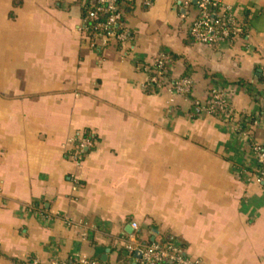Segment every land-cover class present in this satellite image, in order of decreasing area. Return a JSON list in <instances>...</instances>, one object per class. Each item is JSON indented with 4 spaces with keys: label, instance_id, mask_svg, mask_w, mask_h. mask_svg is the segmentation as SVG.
I'll return each mask as SVG.
<instances>
[{
    "label": "crops",
    "instance_id": "obj_1",
    "mask_svg": "<svg viewBox=\"0 0 264 264\" xmlns=\"http://www.w3.org/2000/svg\"><path fill=\"white\" fill-rule=\"evenodd\" d=\"M214 1L243 32L206 46L196 0H121L126 38L105 43L85 14L97 0H0V264H136L133 236L264 264V0ZM165 54L190 96L149 86Z\"/></svg>",
    "mask_w": 264,
    "mask_h": 264
},
{
    "label": "built area",
    "instance_id": "obj_2",
    "mask_svg": "<svg viewBox=\"0 0 264 264\" xmlns=\"http://www.w3.org/2000/svg\"><path fill=\"white\" fill-rule=\"evenodd\" d=\"M97 12H103L107 15L106 22L98 24L94 28L96 38H102L105 41L109 39H118L123 41L126 38V31L122 24L123 13L118 0H97ZM199 9V17L195 20L191 28V37L202 45L213 46L220 45L223 42H232L236 40L243 32L242 24L236 19L228 7H224L214 0H196ZM93 18H96L94 15ZM169 60L168 55L159 56L155 62V68L151 70L150 81L157 87L167 83L165 75L167 73L166 64ZM176 95L187 96L192 91V80L189 77H182L171 84ZM210 102L213 104L209 108L212 111L219 110V113L228 115L225 94L218 90L211 93ZM215 106V109H214ZM264 125V120L261 121ZM90 144V140L82 138L75 153L77 158H81L84 149ZM256 154V176L260 181H264V145H253ZM132 227L138 230V224L132 223ZM131 256L136 252H141L140 258L135 256L136 264H203L200 259L189 258L182 254L180 249L171 243L158 241L142 242L141 238L133 236L126 245ZM102 264L95 259H72L69 261H55L53 264ZM32 264H39L36 259Z\"/></svg>",
    "mask_w": 264,
    "mask_h": 264
},
{
    "label": "trees",
    "instance_id": "obj_3",
    "mask_svg": "<svg viewBox=\"0 0 264 264\" xmlns=\"http://www.w3.org/2000/svg\"><path fill=\"white\" fill-rule=\"evenodd\" d=\"M118 2H119V4H120V8H121V10H122V6H121V0H118ZM97 8H98V4H95V5H91V4H89L87 7H86V11H85V14L88 16V22H87V24H88V27L90 28V29H94L98 24H100V23H103V22H106V20H107V15L106 14H104L103 12H97L96 10H97ZM96 16V18H93V16ZM172 60H173V57H172V55H169V60L167 61V64L165 65L166 66V69H167V73H166V75H165V79L167 80V82H169L170 84H172L175 80H172L171 79V77H170V66H171V64H172ZM171 63V64H170ZM150 68L151 69H154L155 68V65L154 64H152V65H150ZM182 77H185V76H182ZM182 77H179V78H182ZM178 78V79H179ZM149 86L150 87H154L155 89H157L156 88V85L155 84H152V83H150L149 84ZM219 92H222L221 90H218ZM191 93L192 92H190L187 96H190L191 95ZM209 105H211V104H209ZM214 109H215V106H214ZM217 112V114L219 113V110H217V109H215L214 110V113H216ZM263 113V112H262ZM139 237V236H138ZM140 238V237H139ZM133 258H135V256L133 255L132 256ZM35 258L34 257H30L28 260H26V261H21V262H19L18 264H32V262H33V260H34ZM69 264H74V262H72V261H70L69 262Z\"/></svg>",
    "mask_w": 264,
    "mask_h": 264
},
{
    "label": "water",
    "instance_id": "obj_4",
    "mask_svg": "<svg viewBox=\"0 0 264 264\" xmlns=\"http://www.w3.org/2000/svg\"><path fill=\"white\" fill-rule=\"evenodd\" d=\"M135 256H136L137 258H140V256H141V252H136V253H135Z\"/></svg>",
    "mask_w": 264,
    "mask_h": 264
}]
</instances>
